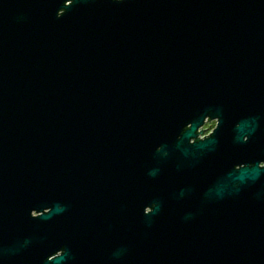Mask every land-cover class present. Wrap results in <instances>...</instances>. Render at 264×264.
I'll list each match as a JSON object with an SVG mask.
<instances>
[{
	"label": "water",
	"instance_id": "water-1",
	"mask_svg": "<svg viewBox=\"0 0 264 264\" xmlns=\"http://www.w3.org/2000/svg\"><path fill=\"white\" fill-rule=\"evenodd\" d=\"M0 264H264V0H0Z\"/></svg>",
	"mask_w": 264,
	"mask_h": 264
},
{
	"label": "flooded vegetation",
	"instance_id": "flooded-vegetation-1",
	"mask_svg": "<svg viewBox=\"0 0 264 264\" xmlns=\"http://www.w3.org/2000/svg\"><path fill=\"white\" fill-rule=\"evenodd\" d=\"M215 124V119H210L206 117L203 121V124L197 128V138H203L205 136H208L214 128Z\"/></svg>",
	"mask_w": 264,
	"mask_h": 264
}]
</instances>
